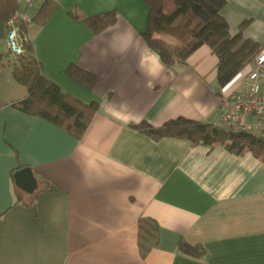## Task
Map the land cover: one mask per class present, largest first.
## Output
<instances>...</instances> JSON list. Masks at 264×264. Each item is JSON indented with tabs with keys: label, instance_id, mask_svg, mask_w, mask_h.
Wrapping results in <instances>:
<instances>
[{
	"label": "crops",
	"instance_id": "crops-1",
	"mask_svg": "<svg viewBox=\"0 0 264 264\" xmlns=\"http://www.w3.org/2000/svg\"><path fill=\"white\" fill-rule=\"evenodd\" d=\"M43 1L30 9L32 18ZM51 1L57 7L48 21L31 23L25 39L46 79L98 110L79 140L16 111L11 104L27 91L12 77L17 61L6 67L0 58V264H264V161L221 145L154 142L130 127L180 117L214 125L222 96L243 90L241 72L221 89L207 46L185 65L166 67L141 39L142 0ZM226 1L220 14L230 35L246 22L242 38L264 52V0ZM73 11H115L117 20L94 35ZM72 65L96 77L92 90L70 78ZM25 168L36 181L32 192L14 183ZM43 182L55 192H44ZM141 219L158 231L145 258L137 246ZM180 242L204 255L181 254Z\"/></svg>",
	"mask_w": 264,
	"mask_h": 264
},
{
	"label": "trees",
	"instance_id": "trees-1",
	"mask_svg": "<svg viewBox=\"0 0 264 264\" xmlns=\"http://www.w3.org/2000/svg\"><path fill=\"white\" fill-rule=\"evenodd\" d=\"M148 9L146 30L141 39L155 52L162 64L168 68L185 65L188 57L198 48L207 46L217 58V83L222 89L227 86L259 53L257 43L242 38L243 23L236 36H231L225 20L221 16L226 0H142ZM57 5L51 0H44L32 24L44 25ZM18 9L17 0H0V34L5 37V24ZM70 16L83 22L98 35L112 27L117 20L115 11L102 13L92 17L80 15L76 11ZM25 33L26 28L21 27ZM26 56L19 57L17 65H12V77L27 91V96L11 107L16 111L41 118L76 139L85 134L98 104H85L59 86L46 79L42 74L41 64L34 58L32 45L25 43ZM1 58V56H0ZM67 74L80 86L92 90L97 79L80 70L75 65L68 67ZM130 127L149 137L154 142L162 139H183L193 145L212 148L223 146L229 153L241 156L250 153L253 157L264 161V137H255L242 133L214 134V126L198 121L177 118L155 128L146 122ZM44 192H55V188L43 182ZM137 246L142 258H145L158 244V231L155 223L148 219L139 220ZM178 252L199 260L204 255L200 247H191L183 242L178 245Z\"/></svg>",
	"mask_w": 264,
	"mask_h": 264
},
{
	"label": "built area",
	"instance_id": "built-area-1",
	"mask_svg": "<svg viewBox=\"0 0 264 264\" xmlns=\"http://www.w3.org/2000/svg\"><path fill=\"white\" fill-rule=\"evenodd\" d=\"M43 0H17L18 9L5 24V41L13 57H21V46L27 43L21 27L32 23L30 9ZM25 5V8L21 7ZM21 38V44L17 43ZM243 90H236L222 96L219 105L220 116L213 125L217 132L242 133L255 137H264V93L260 91V81L264 80V52L259 53L242 71Z\"/></svg>",
	"mask_w": 264,
	"mask_h": 264
},
{
	"label": "water",
	"instance_id": "water-1",
	"mask_svg": "<svg viewBox=\"0 0 264 264\" xmlns=\"http://www.w3.org/2000/svg\"><path fill=\"white\" fill-rule=\"evenodd\" d=\"M214 134H218L217 130H213ZM15 186L25 192H32L36 188V181L33 177L32 171L29 168L17 171L14 176Z\"/></svg>",
	"mask_w": 264,
	"mask_h": 264
},
{
	"label": "rangeland",
	"instance_id": "rangeland-1",
	"mask_svg": "<svg viewBox=\"0 0 264 264\" xmlns=\"http://www.w3.org/2000/svg\"><path fill=\"white\" fill-rule=\"evenodd\" d=\"M2 38H5V37H4L3 34H0V56H1L2 61L5 64V66L8 67L9 64H10V62H12L14 59H15V61H19V57H16L15 58V57L12 56V54L10 53V51L7 49V46H6L5 41H3ZM17 43L18 44H21L22 43L21 42V38H18ZM22 44H21V46L24 47V45H22ZM23 50L26 52L25 48H23Z\"/></svg>",
	"mask_w": 264,
	"mask_h": 264
}]
</instances>
